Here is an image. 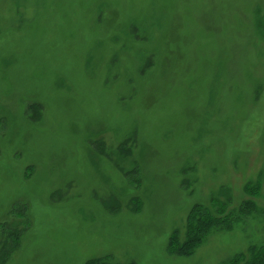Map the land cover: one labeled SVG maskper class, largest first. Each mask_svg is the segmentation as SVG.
<instances>
[{
	"label": "rangeland",
	"instance_id": "rangeland-1",
	"mask_svg": "<svg viewBox=\"0 0 264 264\" xmlns=\"http://www.w3.org/2000/svg\"><path fill=\"white\" fill-rule=\"evenodd\" d=\"M263 22L264 0H0V264H222L244 245L227 226L166 249L197 203L264 209L237 166L263 164Z\"/></svg>",
	"mask_w": 264,
	"mask_h": 264
},
{
	"label": "trees",
	"instance_id": "trees-1",
	"mask_svg": "<svg viewBox=\"0 0 264 264\" xmlns=\"http://www.w3.org/2000/svg\"><path fill=\"white\" fill-rule=\"evenodd\" d=\"M263 89L264 85L261 84L255 92L256 98L257 92L261 95ZM262 142H264V138L262 139ZM263 154L264 150H262V153L260 154V158H262L263 162L262 168L257 173V176L255 175L256 179L248 177L251 175H248V169L245 171L247 166L243 168L244 164H240L239 162H237L239 172L243 173V176L245 178L244 180L247 179L244 188L247 191L248 195H251L255 198L260 197L261 185L262 183H264V157L262 156ZM186 161L187 162H184L182 164L183 166L179 171V177H181V180H183V184L186 183L184 185L188 186L191 185L193 182L196 184L197 181L195 180V176L198 175V170L197 172L195 171V174H192L191 177L187 176L188 174L186 173L188 172L193 171L192 173H194V170H191V168H193L197 162L190 161V158ZM214 170V173H212L211 175L212 181L209 184L210 188L207 197L211 205L215 207V210H217L218 213H223L225 212L224 210L227 205L229 206L230 199L232 198L233 193L230 189H227L225 185L217 184L219 183V180H221V178H227L226 173L221 169V167ZM188 194L190 196H194V190L190 188ZM243 203L245 206L241 212V216L240 214L236 216V210L227 212V215L225 214L224 217H219L217 216V214L212 213L208 205L201 203L195 204L186 219L184 241H180L179 236L177 235L178 232L175 231L174 234L171 235L172 237L168 242V246L166 248L167 252L178 258L190 257L207 240V238L212 234V232L222 229L225 230V228L229 226L228 230H235L233 233H235L236 239L240 237V241H238V243H242L241 239L243 236L244 243L242 244L244 245L236 246L235 243L238 239L234 241L232 251L229 253V255L226 256V259H224V262L222 264H264V219L263 221H260V223L258 222L255 224H249L245 222L246 218H244L245 214H248V216H250L253 211H262L261 214H264V209L263 207L257 206L256 201H252V199L246 200ZM240 219L242 220L240 221ZM234 222L237 223L234 224ZM235 226L237 229L234 228ZM257 228L258 230H256ZM12 237L15 238H13V245L15 248L18 245L19 238L17 237V235H12ZM12 237L10 238L12 239ZM10 252L11 251H8L7 253L5 252L3 255H1L0 259L2 262H7V260L9 259ZM106 258L89 259L86 264H110L112 261V256L109 257L111 260L110 262L108 257ZM130 264L137 263L131 262Z\"/></svg>",
	"mask_w": 264,
	"mask_h": 264
}]
</instances>
